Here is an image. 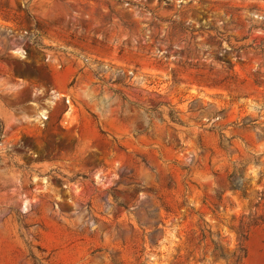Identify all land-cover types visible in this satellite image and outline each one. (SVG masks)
<instances>
[{"label":"rangeland","instance_id":"obj_1","mask_svg":"<svg viewBox=\"0 0 264 264\" xmlns=\"http://www.w3.org/2000/svg\"><path fill=\"white\" fill-rule=\"evenodd\" d=\"M0 264H264V0H0Z\"/></svg>","mask_w":264,"mask_h":264}]
</instances>
